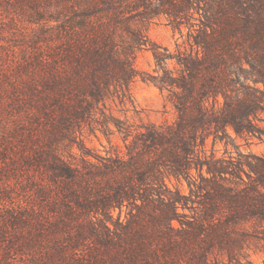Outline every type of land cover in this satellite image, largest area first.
Here are the masks:
<instances>
[{"label": "trees", "instance_id": "trees-1", "mask_svg": "<svg viewBox=\"0 0 264 264\" xmlns=\"http://www.w3.org/2000/svg\"><path fill=\"white\" fill-rule=\"evenodd\" d=\"M1 13L0 264H246L264 243V155L236 142L264 137V0H0ZM160 18L183 48L148 38ZM137 79L167 93L173 122L126 117ZM98 134L104 155L84 142Z\"/></svg>", "mask_w": 264, "mask_h": 264}, {"label": "rangeland", "instance_id": "rangeland-1", "mask_svg": "<svg viewBox=\"0 0 264 264\" xmlns=\"http://www.w3.org/2000/svg\"><path fill=\"white\" fill-rule=\"evenodd\" d=\"M0 15V43L5 44L6 42H10V38L3 37L2 33L7 32L8 26L6 20H2L4 14L1 13ZM147 35L151 41L162 47H167L169 50H174L176 44L181 48L184 47L185 36L181 37L177 31L172 29L164 18H160L151 24L148 27ZM183 35H185V32H183ZM135 66L139 71L151 72L153 69L151 53L145 50L138 52L135 59ZM130 91L133 104H128L129 110L128 113H126V117L129 118V120L134 122H148L155 125L171 123L175 120V111L168 102L166 92H161L153 85L145 83L140 79H137L132 84ZM114 113L120 118L123 116V113L118 112L117 109H114ZM262 118L263 122L260 125L264 128V115ZM84 142L89 149L101 155H104L106 151L110 150L108 140L100 134L96 137L85 135ZM112 143L119 145L120 141L117 137H113ZM236 144L239 146L238 149L241 152L264 155V137L261 140L257 138H253L249 141L237 140ZM226 149L228 152H234L231 146H227ZM224 150L225 147L223 143L216 142L213 144L210 138L206 141L205 151L207 153L213 151L217 156H221ZM180 189L184 194L187 193L184 183L180 186ZM173 225L178 227L176 222H174ZM240 259L246 264H264V243L259 241L249 242L242 252Z\"/></svg>", "mask_w": 264, "mask_h": 264}]
</instances>
